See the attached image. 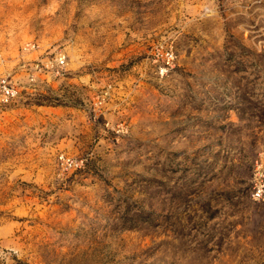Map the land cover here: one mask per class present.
Here are the masks:
<instances>
[{
    "label": "rangeland",
    "instance_id": "obj_1",
    "mask_svg": "<svg viewBox=\"0 0 264 264\" xmlns=\"http://www.w3.org/2000/svg\"><path fill=\"white\" fill-rule=\"evenodd\" d=\"M3 81L0 264H264V0H0Z\"/></svg>",
    "mask_w": 264,
    "mask_h": 264
},
{
    "label": "built area",
    "instance_id": "obj_2",
    "mask_svg": "<svg viewBox=\"0 0 264 264\" xmlns=\"http://www.w3.org/2000/svg\"><path fill=\"white\" fill-rule=\"evenodd\" d=\"M65 57L59 55L55 58L54 62L49 63L51 68L57 71L62 70L65 66ZM0 97L3 104H11L19 98V91L17 87L9 81H3L0 83ZM254 198L256 200L264 199V184L259 183L254 192Z\"/></svg>",
    "mask_w": 264,
    "mask_h": 264
}]
</instances>
